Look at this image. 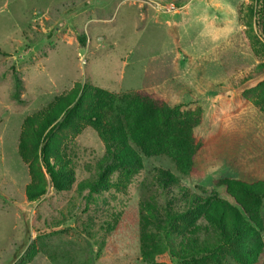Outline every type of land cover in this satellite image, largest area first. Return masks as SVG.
I'll return each instance as SVG.
<instances>
[{
  "label": "rangeland",
  "instance_id": "obj_1",
  "mask_svg": "<svg viewBox=\"0 0 264 264\" xmlns=\"http://www.w3.org/2000/svg\"><path fill=\"white\" fill-rule=\"evenodd\" d=\"M257 4L0 0V264H143L133 230L100 227L157 193L153 181L160 170L171 171L192 191L202 186L222 197L227 195L216 184L222 177L264 179V113L256 104L264 96V24L256 26ZM84 82L116 93L153 92L194 114L201 142L196 170L184 175L164 156L142 155L144 166L125 193L110 187L85 205L77 183L96 176L104 142L90 126L72 140L64 138L72 136L65 129L56 133L60 147L68 146L74 183L66 193L55 192L44 174V194L28 201L30 175L17 151L23 120ZM110 181L118 182L117 175ZM70 201L64 221L46 228ZM85 223L91 236L80 231ZM103 241L112 247L98 257ZM32 242L38 250L28 259ZM162 263L169 264L165 258Z\"/></svg>",
  "mask_w": 264,
  "mask_h": 264
},
{
  "label": "trees",
  "instance_id": "obj_2",
  "mask_svg": "<svg viewBox=\"0 0 264 264\" xmlns=\"http://www.w3.org/2000/svg\"><path fill=\"white\" fill-rule=\"evenodd\" d=\"M257 1L256 26L260 28L264 0ZM78 40L84 44V35L79 34ZM260 65L264 70V63ZM256 104L264 113V96ZM198 122L194 114L180 112L153 92L116 93L88 82L78 83L23 120L17 151L30 175L26 198L35 201L44 194V174L55 192H68L75 181L68 146L60 147L57 131L70 129L72 136L65 134L64 138L72 140L90 126L104 142L96 176L77 183V197L87 205L95 193L110 187L125 193L127 183L144 166L142 155L164 156L181 174L193 173L201 147L194 135ZM115 174L118 182H111L110 176ZM153 182L157 193L105 220L104 228L100 227L106 232L133 230L143 264H163V258L169 264H264V179L247 182L222 177L216 184L227 197L202 186L192 191L165 169ZM71 203L44 226L53 229L60 225L71 211ZM87 224H81L80 231L90 234ZM109 246L110 242H101L96 256L102 257ZM36 250L35 242L28 245V259Z\"/></svg>",
  "mask_w": 264,
  "mask_h": 264
},
{
  "label": "crops",
  "instance_id": "obj_3",
  "mask_svg": "<svg viewBox=\"0 0 264 264\" xmlns=\"http://www.w3.org/2000/svg\"><path fill=\"white\" fill-rule=\"evenodd\" d=\"M264 23V22H263Z\"/></svg>",
  "mask_w": 264,
  "mask_h": 264
}]
</instances>
